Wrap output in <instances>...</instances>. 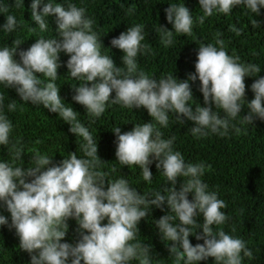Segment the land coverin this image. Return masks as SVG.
Returning a JSON list of instances; mask_svg holds the SVG:
<instances>
[{
	"label": "clouds",
	"instance_id": "obj_1",
	"mask_svg": "<svg viewBox=\"0 0 264 264\" xmlns=\"http://www.w3.org/2000/svg\"><path fill=\"white\" fill-rule=\"evenodd\" d=\"M41 3L42 0H33L32 19L40 30L47 31L46 18L54 15L62 41L37 39L28 50L19 52L20 62L14 58L22 44L19 40L0 48V85L6 87L0 91V145H11L12 156L11 162L0 161V201L11 214L10 227L16 230L20 249L27 252L24 256L28 264H152L150 249L155 248L157 233L152 235L142 229L146 223L156 231L158 226L163 240L170 242L167 244L176 264H199L209 257L214 258L215 264H242L244 257L253 259V252L243 239L222 229L216 232L212 226L229 219L221 209L239 207L249 213L256 208L260 210L264 195L251 193L242 184L235 201L226 204L207 185L205 162L195 160L194 155L197 146L212 136L222 137L224 154L239 150L238 145L249 147L252 141L264 147V139L255 131V118L264 120V77L251 85L255 96L246 95L245 84V77L257 76L260 67L245 64L234 52L226 50L220 33L216 44L207 42L190 49L183 44L172 45L181 38L172 39L174 32L164 27H160L158 41L167 53L158 59L149 45L142 43L146 38L142 24L131 26L112 39V46L124 53V67H117L111 56L101 54L104 47L101 37L93 30L94 20L86 16L85 8L69 0L67 8L49 0L41 14L38 11ZM199 3L204 14L195 19L184 3L171 4L165 10L175 33L191 35L194 24L203 25L205 17L214 12L230 15L241 5L261 15L264 32V0H199ZM23 6L24 0H15V7ZM8 11V6H0V12ZM251 23L253 28L260 27L256 19ZM17 27L15 16L7 15L3 30L11 33ZM229 31L242 34L234 25ZM61 52L70 55L67 62L70 77L83 81L78 87L73 86L76 91L73 99L85 106L89 116L101 117L111 104L132 109V114L142 119V124L123 134L119 126L112 129L118 141V162L139 166L143 179L151 183L153 174L149 165L158 161L154 170L167 180V185L161 184L156 191L141 195L126 178L110 181L108 174L99 170L103 161L98 156V143L78 119L79 113L63 102L56 84ZM149 72L154 76L150 77ZM197 76L207 106L198 104L193 109L189 102L194 99L193 82ZM5 94L12 99L19 96L33 105L42 104L58 113L71 125L70 131L85 141L80 145L85 158L69 153L55 165L53 157L35 151L26 170L14 166L16 160L22 159L24 150L12 144L14 126L3 112ZM213 102L225 117L213 111ZM16 108L14 100L9 103L10 111ZM241 111L244 127H229L230 120L236 119ZM169 112L175 113L181 124L185 123L181 116L195 124L191 132L196 138L191 141L188 133L187 146L173 144V131L167 130ZM227 133L232 134L226 138ZM236 169L251 179L264 180V172L252 170L246 164ZM152 205L155 206L151 208ZM152 209H157L154 214L163 209V216L157 220L150 214ZM106 218L107 223L103 224ZM202 219L200 225L198 220ZM176 220L179 223H173ZM6 224L7 217L0 215V226ZM193 228H202L203 235L193 232ZM77 230H81L82 239L75 246L61 242L68 232ZM85 230L89 234H84ZM190 235L204 243L193 246ZM6 254L0 251V263L13 264V258L4 257Z\"/></svg>",
	"mask_w": 264,
	"mask_h": 264
},
{
	"label": "trees",
	"instance_id": "obj_2",
	"mask_svg": "<svg viewBox=\"0 0 264 264\" xmlns=\"http://www.w3.org/2000/svg\"><path fill=\"white\" fill-rule=\"evenodd\" d=\"M32 2L33 0H24V6L17 8L15 7V0H0V6H8L9 8L7 13L0 12V48L12 46L14 40H19L22 44L14 57L18 62L21 59L19 56L20 51L28 50L37 39L44 38L47 34V31L40 30L39 25L32 19ZM48 2L49 0H42L38 9L41 14L44 4ZM51 2L60 3L65 8H67L68 4V0H51ZM69 2L87 10L86 15L94 20L93 30L104 40L109 38L112 41V35L117 31V28H129L136 23L145 25L144 35L154 38L156 36L157 39L158 37L161 38L160 27L173 31V36L181 38L176 42L186 46H189L194 40H198V47L200 44L207 42L216 44L217 33H220L219 38L224 41L226 50L229 49L234 52L244 60L245 64H256L261 69L260 73L255 74L257 76L245 77L246 95L255 96L251 85L260 77H264V32L260 23L261 15L251 13L249 9L243 8L242 5L235 7L230 15L214 12L212 16L205 17L203 25L198 22L194 24L191 35H180L175 33L173 24L168 22L165 10L171 4L184 3L195 19L204 14L199 0H69ZM7 15L15 16L18 24L16 30L11 33L3 30V26L7 22ZM253 19L260 23L259 28H253L251 23ZM46 20L50 26L51 22H56V17L49 16ZM233 25L242 30L241 35L238 36L235 32L229 31L230 26ZM33 28H35V31L32 30ZM257 31L261 32L258 33ZM55 39L62 41L63 38L60 35V38ZM29 42L32 43L29 44ZM104 50L106 51L105 47ZM166 53L165 49L160 51L153 50L154 56L158 59L163 58ZM59 55L61 67L58 69L59 78L56 84L60 88L61 99L67 106L72 107L74 111L79 113L78 119L89 128L92 136L97 141L98 156L103 161L99 165V170L107 173V178L110 181L121 177L126 178L130 186L136 188L141 195L156 191L162 186L161 184L167 185V180L162 176L159 177L158 171L154 170L158 161L153 160V163L149 165L153 174L151 183L143 179L142 170L139 166L129 167L118 162L116 156L118 141L112 129L119 126L123 134L131 131L136 124H142V119L137 115L134 116L130 110H122L118 105L111 104L107 106V110L101 117L89 116L85 106L73 99L76 95L73 86L78 87L83 81L70 77V70L67 67L70 55L65 52H61ZM143 64L145 65V60ZM37 75L42 77L41 74ZM89 85L91 84L89 83ZM4 88H6L4 85L0 86V89ZM13 100L16 102L17 108L15 111H10L8 105ZM3 112L14 126L11 134L12 144L24 150L22 159L16 160L14 166L24 167L26 170L32 162V155L35 154V151H39L42 155L53 157V164L55 165H59L63 159L68 157L69 153H76L78 158H85L84 152L80 147V145L85 143L83 138L77 137L76 134L72 133L70 131L71 125L60 118L58 113L51 112L49 109L44 108L42 104L33 105L30 101L24 102L19 96L12 99L10 94H5ZM172 134L175 137L173 144L177 147H183L188 139V131H173ZM10 148L11 145H0V161L11 162ZM248 148L245 147L232 153L224 154L222 137L212 136L197 146L194 159L203 162L215 159V163L218 166L229 167L224 161L225 157L231 163L241 166L249 161V157L245 155ZM231 168L234 169L233 166ZM205 178L207 184L217 185L216 176L205 172ZM31 179L29 178V182ZM222 179V184L228 188L227 193L232 202L235 201L237 191L242 184L251 193H261L259 196L264 195V180L251 179L237 169L223 173ZM105 190H107V180L105 182ZM154 206L152 205L151 208ZM156 211L157 209H152L150 214L156 217L159 214H154ZM221 211L229 219L217 227V232L222 229L227 234L234 237L236 235L237 238L243 239L247 243L248 248L253 247L257 261H244V264H264V225H261V223H264L263 201L260 200V210L256 208V210L249 213L244 209L238 213L237 216L241 219L240 223H237L238 221L231 211L227 209H221ZM0 215H4L8 219V224L0 226V251L7 253L4 257L11 256L14 261L13 264H28L24 256L27 252L19 247L20 240L16 230L10 227L11 214L2 201H0ZM106 221L107 218L102 223L105 224ZM151 226L146 223L142 225V229L152 230L154 235L157 231ZM84 234L89 233L85 230ZM81 239V230L70 231L61 242L75 246ZM160 248L165 252L160 256L155 248L150 249L152 264H176L175 258L171 256L169 247L163 245ZM199 264H215V260L209 257Z\"/></svg>",
	"mask_w": 264,
	"mask_h": 264
},
{
	"label": "rangeland",
	"instance_id": "obj_3",
	"mask_svg": "<svg viewBox=\"0 0 264 264\" xmlns=\"http://www.w3.org/2000/svg\"><path fill=\"white\" fill-rule=\"evenodd\" d=\"M52 16H54V15H52ZM86 16L89 17L88 15H86ZM137 24L138 23H136L134 25H137ZM127 29L128 28H117V31L112 35V37L113 38L119 37V35L121 33L126 32ZM48 35H52V36H48ZM183 35H185V34H183ZM46 36H48V37H46ZM145 37L146 38H145L144 41H142V43L149 45L150 50L160 51L163 48L162 43H160L158 41L156 36L154 38V37L145 35ZM175 37L176 36H173L172 39H174ZM44 38H47V39L60 38V33L58 31V25L56 24V22H51V25L49 26V29L47 30V34L44 36ZM101 42H102L103 46L106 48V51H105L104 47H102L101 54L102 55L111 56V58L114 60V62H115L117 67H124V64H123L124 53L122 52V50L113 47L112 44H111V40L109 38H108V40H104V39L101 38ZM31 43L32 42H29V44H31ZM172 45L180 46V44L175 42V41L172 42ZM230 53L233 54L232 51ZM137 63H138V60H137ZM195 72H196V70H195ZM148 75L150 77L154 76V74L152 72H149ZM193 85H194V92H193V98L194 99L189 102L190 105L193 107V109H195V107L198 104H200L201 106H207V105L204 104L203 94L200 91L201 82L199 81L198 76H197V80L193 82ZM89 86H91V85H89ZM0 91H3V89H0ZM212 108H213V111L220 112V116L222 118L225 117L226 114L223 112L222 109H216L215 108L214 102L212 104ZM120 109H122V110H130V111L132 110V109H129V108H124L122 106H120ZM169 114H171V116L169 117V124H168L167 130H169V131L187 130L188 133H189L190 140L194 141V139L196 137H194L192 135L191 129H192V127L195 126V124L192 121H189L187 119V117H183V116H181L180 118L183 119L185 121V123L181 124V123H179L177 121L175 113L169 112ZM242 119H243V113L241 111V114L238 115L236 119L230 120V126L229 127H232V125H235V127L243 128L244 127V123H241ZM255 121L257 123L255 131L257 133H259L260 138L264 139V120L262 122V120H260L258 117H256ZM231 134L232 133H227V135H225V137L227 138ZM251 138H253V135L251 136ZM187 144L188 143L186 142L184 146H187ZM237 147L239 149L242 148L240 145H238ZM245 155L249 157V161L246 164V166L248 168H250L252 170H256L257 169V170H259L261 172H264V147L263 146H258L252 141V143L250 144V146H249L248 150L246 151ZM224 161H225L226 165H228L229 167L218 166L215 163V159H211V160L206 161L204 163V165L206 166L205 172L216 176L217 180H218L216 186H214V185H212L210 183L207 184V185L214 192H216L218 194V198L219 199L224 200L226 204L227 203L230 204L231 200H230V197H229V195L227 193L228 188L222 184V182H223L222 176H223V173H225V172H231V171L235 170L238 167V165L236 163H231L225 157H224ZM208 165H210L211 167L208 168L207 167ZM231 166H233L234 169H232ZM165 205L168 206L167 203H165ZM158 213L159 214L156 216L157 220H159L163 216V213H164L163 209H161ZM106 223H107V221L105 222V224ZM173 223H179V221L176 220ZM151 227H153V226H151ZM148 231H149V234L153 235V231L152 230H148ZM193 232H195V231L193 230ZM189 240H190V242L192 243L193 246L198 244V242L196 241V236L195 235H190L189 236ZM149 243L151 244L152 241L150 240ZM167 243H170V242L163 240L162 234L160 233L159 228L157 226V236H156V242H155V249H156V252H157V254L159 256L161 254L165 253L160 247L163 246V245H167V247H169V244H167ZM249 249L253 252V257L254 258L253 259H249L247 257H244L242 264H244V261H257L256 253H255L253 247H250Z\"/></svg>",
	"mask_w": 264,
	"mask_h": 264
},
{
	"label": "bare ground",
	"instance_id": "obj_4",
	"mask_svg": "<svg viewBox=\"0 0 264 264\" xmlns=\"http://www.w3.org/2000/svg\"><path fill=\"white\" fill-rule=\"evenodd\" d=\"M197 42H198V40H194V41H192L190 44H189V46H188V48H190V49H193V48H197L198 46H197ZM141 55L142 56H145L146 55V53H144L143 51L141 52ZM229 211H231L232 213H233V215H234V217L237 219V223H240V221H241V219L240 218H238V216H237V214L238 213H240L242 210H244V209H242V208H239V207H231L230 209H228ZM246 212H248L247 210H246ZM198 223L200 224V225H202V223H203V219L202 220H198ZM261 225H264V223H261ZM219 225H213L212 227H213V229H214V231H216L217 232V227H218ZM193 230L194 231H197V233L198 234H200V235H203V229L202 228H200V229H197V228H193ZM235 237H236V235H235ZM237 238V237H236ZM196 241L198 242V244H203L204 243V241L203 240H197L196 239ZM199 263H203V261H200Z\"/></svg>",
	"mask_w": 264,
	"mask_h": 264
}]
</instances>
